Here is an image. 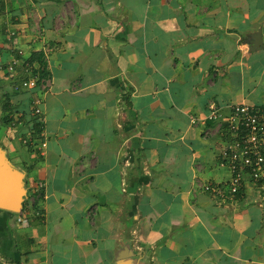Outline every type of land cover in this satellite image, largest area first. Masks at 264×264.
<instances>
[{
	"label": "crops",
	"instance_id": "crops-1",
	"mask_svg": "<svg viewBox=\"0 0 264 264\" xmlns=\"http://www.w3.org/2000/svg\"><path fill=\"white\" fill-rule=\"evenodd\" d=\"M212 103L264 107V0H0V150L44 183L0 264H264V188L196 185L231 176Z\"/></svg>",
	"mask_w": 264,
	"mask_h": 264
},
{
	"label": "built area",
	"instance_id": "built-area-1",
	"mask_svg": "<svg viewBox=\"0 0 264 264\" xmlns=\"http://www.w3.org/2000/svg\"><path fill=\"white\" fill-rule=\"evenodd\" d=\"M11 35V41L16 43L15 34L11 33ZM19 66H23L28 77L22 83L14 86L16 90L41 88L47 92L50 89V78L34 72L33 64L23 57L21 49H18L17 55L12 59L8 68L14 71ZM33 102L35 105L33 114L36 118L42 112L41 98H36ZM192 121L196 124L198 119L193 118ZM202 123L214 125L216 131L227 137L219 153L218 164L227 168L231 176L229 180L222 182L197 180V187L218 198L238 195L247 183L264 188V107L233 104L230 106L229 112L225 113L220 106L212 103L210 111L202 119ZM211 133L212 129L207 128L205 134L208 136ZM43 145L46 144L43 143ZM43 186L44 183L39 181L34 188L27 190L22 210L25 212L35 210L38 201L43 197Z\"/></svg>",
	"mask_w": 264,
	"mask_h": 264
},
{
	"label": "water",
	"instance_id": "water-1",
	"mask_svg": "<svg viewBox=\"0 0 264 264\" xmlns=\"http://www.w3.org/2000/svg\"><path fill=\"white\" fill-rule=\"evenodd\" d=\"M26 194L23 173L15 168L0 150V208L21 212ZM120 264H131V260Z\"/></svg>",
	"mask_w": 264,
	"mask_h": 264
}]
</instances>
